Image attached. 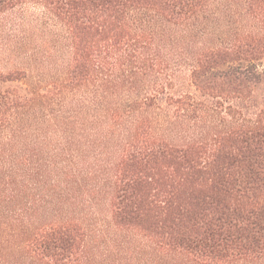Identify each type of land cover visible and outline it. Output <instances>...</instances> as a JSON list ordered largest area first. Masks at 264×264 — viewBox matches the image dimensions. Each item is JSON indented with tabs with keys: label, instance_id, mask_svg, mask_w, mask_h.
<instances>
[{
	"label": "trees",
	"instance_id": "obj_1",
	"mask_svg": "<svg viewBox=\"0 0 264 264\" xmlns=\"http://www.w3.org/2000/svg\"><path fill=\"white\" fill-rule=\"evenodd\" d=\"M25 4L68 52L59 110L0 72V264H87L102 203L146 264H264V0Z\"/></svg>",
	"mask_w": 264,
	"mask_h": 264
},
{
	"label": "rangeland",
	"instance_id": "obj_2",
	"mask_svg": "<svg viewBox=\"0 0 264 264\" xmlns=\"http://www.w3.org/2000/svg\"><path fill=\"white\" fill-rule=\"evenodd\" d=\"M236 7L239 8V3H236ZM219 11L221 17L227 15L223 10ZM66 45L67 42L62 41L59 52V22L40 5L25 4L0 16V72L26 71L27 78L14 87L20 93L24 92L25 87L29 91L45 90L52 101L49 108L54 107V110H59V89L54 85L59 83V72H62L67 61ZM68 100L61 102L63 108L67 102H71ZM72 103L75 104V101ZM256 103L258 106L264 105V87L258 89ZM63 213L83 218L88 235L85 248L87 264H146V259H151L145 252L132 253L134 242L131 240L135 234L116 232L110 225L108 207L104 203L93 213L88 208L80 210L78 206L71 205L66 206ZM112 237L117 241L111 240ZM134 244L137 246V242Z\"/></svg>",
	"mask_w": 264,
	"mask_h": 264
}]
</instances>
